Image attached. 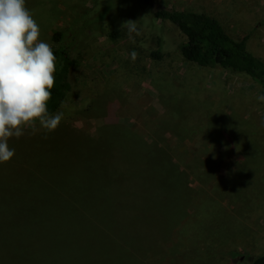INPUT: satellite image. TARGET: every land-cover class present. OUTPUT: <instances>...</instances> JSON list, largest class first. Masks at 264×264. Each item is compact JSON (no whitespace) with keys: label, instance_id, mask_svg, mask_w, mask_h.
<instances>
[{"label":"rangeland","instance_id":"rangeland-1","mask_svg":"<svg viewBox=\"0 0 264 264\" xmlns=\"http://www.w3.org/2000/svg\"><path fill=\"white\" fill-rule=\"evenodd\" d=\"M153 2L208 13L236 39L249 34V50L264 61V0ZM26 7L40 39L67 46L74 64L59 126L9 138L0 264H248L263 255L259 88L243 74L185 61L176 29L144 0ZM129 20L139 32L131 38L121 27ZM161 37L170 48L157 59Z\"/></svg>","mask_w":264,"mask_h":264},{"label":"clouds","instance_id":"clouds-1","mask_svg":"<svg viewBox=\"0 0 264 264\" xmlns=\"http://www.w3.org/2000/svg\"><path fill=\"white\" fill-rule=\"evenodd\" d=\"M121 27L139 35L137 23ZM41 29L26 0H0V163L9 162L15 150L9 138H20L26 128L54 131L62 112L49 113L55 86L56 56L51 44L40 39ZM138 53L132 51L134 61ZM264 101V95L258 97ZM264 123V122H262Z\"/></svg>","mask_w":264,"mask_h":264},{"label":"trees","instance_id":"trees-1","mask_svg":"<svg viewBox=\"0 0 264 264\" xmlns=\"http://www.w3.org/2000/svg\"><path fill=\"white\" fill-rule=\"evenodd\" d=\"M144 1L153 18L160 22L169 23L176 29L181 39L177 41L175 46L185 61L198 67H217L243 74L259 88V95H264V61L249 50V34L236 39L227 32L217 18L208 13L174 10L154 3L153 0ZM116 36L117 31L111 30L109 37L114 39ZM60 39V33H55L52 36L55 43L59 42ZM168 48L170 45L167 39L161 37L160 49L153 52L151 56L160 59L163 57L162 51H168ZM52 50L56 56L55 86L51 89L52 95L47 107L49 113H56L62 106L68 92V73L74 61L67 46L59 45ZM120 133H122L121 136H128L127 131ZM128 133H132L131 136L135 140L141 141V134L137 132ZM159 147L168 157L169 153L166 149ZM167 157L164 156L163 160L168 165ZM178 175L179 173H176L177 177ZM248 264H264V254L251 257Z\"/></svg>","mask_w":264,"mask_h":264}]
</instances>
